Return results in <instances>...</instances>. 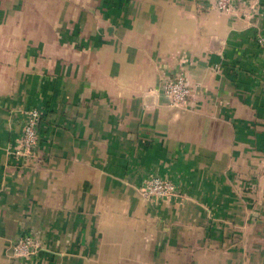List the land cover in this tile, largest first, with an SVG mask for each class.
I'll list each match as a JSON object with an SVG mask.
<instances>
[{
  "label": "crops",
  "instance_id": "crops-1",
  "mask_svg": "<svg viewBox=\"0 0 264 264\" xmlns=\"http://www.w3.org/2000/svg\"><path fill=\"white\" fill-rule=\"evenodd\" d=\"M259 34L264 0H0V264H264ZM150 175L182 197L146 200Z\"/></svg>",
  "mask_w": 264,
  "mask_h": 264
},
{
  "label": "built area",
  "instance_id": "built-area-1",
  "mask_svg": "<svg viewBox=\"0 0 264 264\" xmlns=\"http://www.w3.org/2000/svg\"><path fill=\"white\" fill-rule=\"evenodd\" d=\"M211 2L215 10L222 13H231L244 0H211ZM256 42L264 55V35H257ZM161 92L168 104L176 108L187 107L192 95L191 88L183 75L165 80L162 84ZM41 117L42 113L37 108H31L25 112L20 135V147L15 152V155L24 157L37 155L40 143L38 127ZM139 190L141 195L148 201H163L182 197L179 188L174 182L154 175L147 177ZM38 247L37 241L25 237L12 246L11 256L13 258L30 257L36 253Z\"/></svg>",
  "mask_w": 264,
  "mask_h": 264
}]
</instances>
